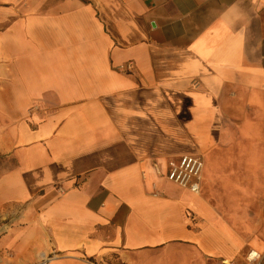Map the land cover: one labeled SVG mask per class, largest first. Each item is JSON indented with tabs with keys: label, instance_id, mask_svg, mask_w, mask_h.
<instances>
[{
	"label": "crops",
	"instance_id": "obj_1",
	"mask_svg": "<svg viewBox=\"0 0 264 264\" xmlns=\"http://www.w3.org/2000/svg\"><path fill=\"white\" fill-rule=\"evenodd\" d=\"M0 161V264L264 254V0H0Z\"/></svg>",
	"mask_w": 264,
	"mask_h": 264
},
{
	"label": "built area",
	"instance_id": "obj_2",
	"mask_svg": "<svg viewBox=\"0 0 264 264\" xmlns=\"http://www.w3.org/2000/svg\"><path fill=\"white\" fill-rule=\"evenodd\" d=\"M129 67V65H128ZM203 160L200 156L184 154L168 161L164 177L176 186L198 193L200 189ZM245 264H264V254L249 249L244 255Z\"/></svg>",
	"mask_w": 264,
	"mask_h": 264
},
{
	"label": "rangeland",
	"instance_id": "obj_3",
	"mask_svg": "<svg viewBox=\"0 0 264 264\" xmlns=\"http://www.w3.org/2000/svg\"><path fill=\"white\" fill-rule=\"evenodd\" d=\"M250 210H251V208H243L242 213L244 214L245 218L248 217L247 215L250 214ZM2 227H4V225H2V222H0V231L3 229ZM182 257H184V255H181V254H174V255L171 254L170 255V254H168L164 257L163 261L161 263L160 262L159 263L160 264H192L189 262H185L184 259H182ZM50 258H51V255H48L46 257V260H49ZM105 260H106L105 264H125V263L120 262L115 256H111Z\"/></svg>",
	"mask_w": 264,
	"mask_h": 264
},
{
	"label": "trees",
	"instance_id": "obj_4",
	"mask_svg": "<svg viewBox=\"0 0 264 264\" xmlns=\"http://www.w3.org/2000/svg\"><path fill=\"white\" fill-rule=\"evenodd\" d=\"M82 1H85V0H82Z\"/></svg>",
	"mask_w": 264,
	"mask_h": 264
}]
</instances>
